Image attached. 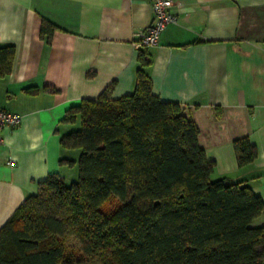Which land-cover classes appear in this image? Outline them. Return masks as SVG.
<instances>
[{"label": "crops", "instance_id": "1", "mask_svg": "<svg viewBox=\"0 0 264 264\" xmlns=\"http://www.w3.org/2000/svg\"><path fill=\"white\" fill-rule=\"evenodd\" d=\"M173 3L176 20L148 48L152 92L187 108L212 179L246 184L264 203V0ZM153 16L150 0H0V46H14L0 107L21 116L0 129V228L49 176L66 182L68 159L75 168L60 142L78 126L64 120L67 109L110 84L112 98L132 92L134 40ZM43 20L56 26L50 40ZM236 139L255 146L252 162L238 166Z\"/></svg>", "mask_w": 264, "mask_h": 264}, {"label": "trees", "instance_id": "2", "mask_svg": "<svg viewBox=\"0 0 264 264\" xmlns=\"http://www.w3.org/2000/svg\"><path fill=\"white\" fill-rule=\"evenodd\" d=\"M55 30L42 21L47 40ZM137 51L131 93L112 98L110 84L67 109L78 126L60 142L79 151L78 178L51 175L17 207L0 228V264H264V224H254L262 199L212 179L196 123L152 92L151 56ZM13 54L0 46V77ZM233 146L238 166L255 159L247 139Z\"/></svg>", "mask_w": 264, "mask_h": 264}, {"label": "built area", "instance_id": "3", "mask_svg": "<svg viewBox=\"0 0 264 264\" xmlns=\"http://www.w3.org/2000/svg\"><path fill=\"white\" fill-rule=\"evenodd\" d=\"M153 10V22L136 34V47H152L159 43L160 36L168 24L176 20L173 13V0H150ZM21 122V116L0 107V129L15 128Z\"/></svg>", "mask_w": 264, "mask_h": 264}, {"label": "rangeland", "instance_id": "4", "mask_svg": "<svg viewBox=\"0 0 264 264\" xmlns=\"http://www.w3.org/2000/svg\"><path fill=\"white\" fill-rule=\"evenodd\" d=\"M71 151H74L73 154H71V157L76 158V161H77L78 157H79V151L76 149H73ZM74 175H75V178L77 179L78 178V165H77V163H76L75 168L71 167V165L68 166V174L66 175L67 178H65L67 184H70L74 180L73 179ZM73 242L74 241L71 239L70 240V244H71L70 246H72V245L77 246V244L76 243L73 244Z\"/></svg>", "mask_w": 264, "mask_h": 264}]
</instances>
